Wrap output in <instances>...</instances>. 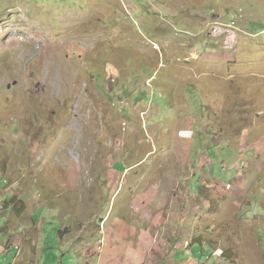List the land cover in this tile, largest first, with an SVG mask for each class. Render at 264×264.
I'll return each mask as SVG.
<instances>
[{
    "label": "rangeland",
    "instance_id": "rangeland-1",
    "mask_svg": "<svg viewBox=\"0 0 264 264\" xmlns=\"http://www.w3.org/2000/svg\"><path fill=\"white\" fill-rule=\"evenodd\" d=\"M0 181V264H264V0H0Z\"/></svg>",
    "mask_w": 264,
    "mask_h": 264
},
{
    "label": "built area",
    "instance_id": "built-area-1",
    "mask_svg": "<svg viewBox=\"0 0 264 264\" xmlns=\"http://www.w3.org/2000/svg\"><path fill=\"white\" fill-rule=\"evenodd\" d=\"M4 184L7 185L8 182H7V181H0V190L3 189ZM4 205H5V203H0V213H1L2 211H4Z\"/></svg>",
    "mask_w": 264,
    "mask_h": 264
},
{
    "label": "trees",
    "instance_id": "trees-1",
    "mask_svg": "<svg viewBox=\"0 0 264 264\" xmlns=\"http://www.w3.org/2000/svg\"><path fill=\"white\" fill-rule=\"evenodd\" d=\"M6 206H7V203H5L4 208H7Z\"/></svg>",
    "mask_w": 264,
    "mask_h": 264
},
{
    "label": "bare ground",
    "instance_id": "bare-ground-1",
    "mask_svg": "<svg viewBox=\"0 0 264 264\" xmlns=\"http://www.w3.org/2000/svg\"><path fill=\"white\" fill-rule=\"evenodd\" d=\"M68 66V65H67ZM60 68V67H59ZM62 69V68H61ZM61 78V77H60Z\"/></svg>",
    "mask_w": 264,
    "mask_h": 264
},
{
    "label": "crops",
    "instance_id": "crops-1",
    "mask_svg": "<svg viewBox=\"0 0 264 264\" xmlns=\"http://www.w3.org/2000/svg\"><path fill=\"white\" fill-rule=\"evenodd\" d=\"M39 262V261H38Z\"/></svg>",
    "mask_w": 264,
    "mask_h": 264
}]
</instances>
